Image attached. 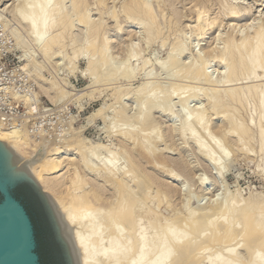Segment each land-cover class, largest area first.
<instances>
[{"label": "bare ground", "instance_id": "obj_1", "mask_svg": "<svg viewBox=\"0 0 264 264\" xmlns=\"http://www.w3.org/2000/svg\"><path fill=\"white\" fill-rule=\"evenodd\" d=\"M4 1L6 0H0V3H2L0 7L3 6ZM63 1L13 0L14 3L11 6L0 8V18L4 17L5 19L6 15L4 16L3 13L12 7L10 10L14 12V17L18 21L17 23L20 24L18 26L23 32L22 36L24 33L27 36L26 33H28L32 37V43L37 46L38 49H36L40 50L45 57L56 56L60 60L63 59L61 54L66 39L71 37V41L76 42V36H71L75 25L79 22L85 24L88 28L86 30L88 39L86 43L77 44L74 56H71L68 62L71 67L67 65L70 68L73 67L71 69L73 71H70L74 72L75 68L77 69V67L74 68L76 60L86 57L88 67L86 66L87 71L84 70V72H88L89 76L91 75L94 78L96 72H102L101 70H103L99 69V64H101V68L106 54L105 51H110L113 54H117L115 52L122 53L119 52L123 48L121 45L122 48L119 50L122 41H120L118 33H115L116 35L112 37L110 36V39L106 37V21L103 20V16L101 20L97 19V21L91 18L88 14L89 5L93 4L91 0H70L72 3L69 10L65 9ZM116 1L113 0V8L115 6L114 9L112 8L113 18L120 17L117 15L120 12L125 17L143 21L146 24L147 35L150 39L148 45L154 42L156 44V40L163 37L164 29L175 35L172 41L166 39L169 37L162 38V49L168 47V49L166 48L168 53L165 54L166 58L156 59L157 61L153 64L152 70L147 72L149 77L153 70L161 71L166 63L176 62L175 51H185L184 49H186V43L184 44V40L179 38L180 34H183V30L180 28L182 20L178 17L179 13L177 12L178 14L175 17L168 18L164 27L162 23L163 15L165 17L168 8L170 7L174 11V8L177 7H175V1L155 0L156 3H154L153 0V2L151 0H119L120 11L116 9ZM246 1L194 0L191 9L196 18H194V24L190 25L193 35L195 34L200 42L205 39L207 32L211 29L218 31L215 40L213 39L214 43L216 44V40L218 42L222 39L225 42L221 41L225 44L224 48L221 49L222 46L219 48V43L217 44L218 47L210 44L204 45L201 48L203 51H201L203 52V58L209 59L212 57L215 60L214 63L221 66V68L223 67L224 70L219 71V76L221 73L223 74L218 80L206 67L203 69L204 66L201 64L195 63L191 66H185L184 61V65L182 64L184 67L182 66L178 70L179 73H177L178 79L180 78L179 82L181 83V79L184 78L198 77L204 79L207 84L200 88L197 93L195 92L194 95V97L198 96V100L203 104L193 107L190 116L186 114L184 117H187L182 118L181 123L179 121L177 123V120L171 122L170 119V115L174 113L171 101L176 95L180 96L178 92L182 89L181 84L176 83L174 86L173 82V89L169 90L168 88L169 91H165L167 90L166 85L163 83L165 85L164 89L162 82H159V89L157 90L153 85L156 93L147 98L146 105L144 104L145 107H142L143 110L139 114L136 113V117L132 113V116H130L132 118L129 117V113L127 114L129 105L124 104V100L130 98L133 90L124 88L125 90L120 92L121 95L118 94V102L116 101V104L110 107L112 108L113 119L110 120V125L107 124L109 133H107L106 139L108 140L85 136L83 131L87 127L84 126L81 129H71L70 127L71 131L68 128L70 132L67 131L69 133L67 135L65 133L63 138L64 135L62 134L61 139H49L48 133L45 134L47 138L42 136L44 134V132L42 134V131L38 132V134L40 133L37 135L38 137L33 138L35 135L29 130L30 122L26 124L28 125L27 128L21 130L12 129L14 127L11 125V127H4L1 125L2 123L0 124V168H3L4 171L3 177H1L2 181L31 180L36 182L41 190L46 193L52 217L60 237L68 246L72 264H248L247 259L241 253H238L239 250L237 251L236 247L228 245V243L235 244L233 238L237 235H233L231 240H228V238L230 239L231 232L237 230V224H234L236 219L242 226L240 231L246 232L245 235L247 234L248 237H245L242 241H249L250 243L249 245L246 243L250 250L247 246L243 247L252 253L250 264H264V200L261 199L262 195L260 194V198L258 197L259 194L254 196L256 194L254 193L248 198H244L237 188L230 196L228 205L224 203L226 207L222 202L224 207L220 204L219 207L221 208L217 210L215 206L213 208V203H211L210 209H205V211L201 209V206L203 207L201 204L198 205V207L200 206L199 209L198 207H192V198H190L192 196L188 195L187 192L184 193L185 188L178 187L177 184L176 186L172 185L174 181H179L184 177L183 173L191 171L187 167L189 163H186L183 159L181 152L175 153L181 156L179 159L172 158V156L167 155L168 151L171 153L170 149L166 151L165 148L161 149L159 147L160 141H166L164 143L166 147L169 145L168 137V140L164 138L165 130L169 127L174 135H181L180 137L184 136V138L189 136V139L197 143L196 146L199 145L200 156L206 158V161H209L210 164L216 165V171L212 175L215 177L219 174L220 178L224 175L223 170L227 168V163H229L231 149L228 145L222 146V140H220L218 134L227 136L230 133L237 132L239 137L237 139L240 140L246 138L245 136L254 135L256 132L258 136L260 135L261 150L264 154V6L262 5L263 8L261 9H257V7L254 9V12L257 11L258 13L256 15L252 13L254 19L251 22H242L245 13H250L253 11V6L257 5H255L254 0V4L251 3L253 5ZM90 2L92 3L90 4ZM109 2V0H95L94 5H98V8L99 6L105 8L109 5ZM217 5H219V10L215 9V11L218 10L216 13L214 8ZM115 9L117 11H114ZM175 13L172 14L175 15ZM226 17L230 18V21L225 22ZM134 22L136 21L134 20ZM226 26L229 30L225 32L226 36L223 37L225 34L222 32L225 31ZM137 34L139 32L134 33L133 30L129 32L130 39L129 37L126 38L129 39L126 41V44H128H124L127 48L134 49L136 43L133 41V37ZM32 45H30L31 48L34 47ZM30 46L22 47L23 69L29 67L38 73L36 75H38L39 88L50 96L52 102L56 99L66 100L69 96L67 89L57 86L58 84L53 80L45 79L41 73V66L36 63L34 57V54H38V52H34L36 49L31 51ZM56 48L58 51L55 50ZM136 50L131 51H135L136 54L141 52ZM127 51L129 50L127 49L125 52ZM113 54L112 56H114ZM110 56H106L107 59ZM107 59L105 58L103 63H106ZM124 60L126 61V58ZM61 61L60 63H62ZM205 62L208 63L207 60ZM54 63L59 65V61ZM108 68L110 69V66ZM109 69L106 68V70ZM114 69H116V66ZM119 70L118 72L123 74L121 71H124V69ZM114 72L115 75H112V72H108V74L114 78L116 71L114 70ZM124 73L126 74V72ZM127 73L129 74V72ZM130 74L132 75L131 71ZM130 74L127 76L128 78ZM103 75H101V81L104 80L103 77L105 76ZM117 77L118 75L116 79ZM95 78V82L100 80L99 76H97V80ZM109 78L105 80L107 81ZM190 78L187 81H192ZM67 84L64 86H67ZM143 84V86L140 85L141 87L137 88L138 91L146 90L149 87L146 83ZM191 86L193 88L194 85ZM120 88H116L118 89L117 92L113 93L116 95L119 90H122ZM134 97L136 96L134 95ZM25 98V102L28 103L29 99ZM186 99L185 96L181 98L183 102ZM35 100H37V96ZM58 102L56 101L57 104ZM107 105L106 103L102 104L99 109H96L97 112L89 117L90 120L87 118L89 120L88 125L93 124L98 119L104 120L106 124L109 111ZM124 105L127 107L125 108ZM203 105L204 107H202ZM36 107V105L30 103L29 112L36 110ZM155 114L160 116L157 117L156 115L155 117ZM217 118L220 121L215 122ZM253 124L256 125L255 131L251 127ZM197 125H200V131L201 125H206L204 129L207 130V134L209 132V135L212 136L211 139L206 141L205 138H201L202 135L200 136V133H197L199 131ZM114 132L116 133L111 136ZM53 134L55 135V133ZM114 135L118 143L112 138ZM246 150L243 151L242 155H246L248 152ZM173 167L178 168L180 172H175ZM170 170L171 173H169ZM200 172L199 169H195V173L193 172L194 174L192 173L191 177L194 180L195 178L200 179V185L203 187L204 185L207 186V180L205 181V177L203 179V174ZM163 175L168 176L173 182L164 181L162 179ZM153 184L157 189L155 193L152 191L154 189ZM134 186H136V189L138 186L139 191ZM179 194H183L184 197L182 195V206L177 208L173 206V203L175 202L174 198ZM166 200L168 209H170L169 214H166L161 208L162 202L164 201L165 204ZM213 201L216 204V199H213ZM217 201L220 203L219 198ZM178 205L180 204L178 203ZM235 217L237 218L235 219ZM242 232H239V234ZM223 238L227 240V243H225L226 246L221 247L219 244L224 245ZM228 241H232V243Z\"/></svg>", "mask_w": 264, "mask_h": 264}, {"label": "rangeland", "instance_id": "obj_2", "mask_svg": "<svg viewBox=\"0 0 264 264\" xmlns=\"http://www.w3.org/2000/svg\"><path fill=\"white\" fill-rule=\"evenodd\" d=\"M91 1L93 2V4H91L92 2H90L91 5H89V11H88L89 13L88 14H90L92 19H96V21H97V19L101 20V18L103 16L104 17L103 20L106 21L105 22L106 23V27H105L106 37L110 39V36L112 37V36H114V35H116L118 33L119 39L123 43L122 44L120 42L119 50L122 47L124 48V50H123V48L121 49L123 51H121V50L119 51V52H122L120 54L118 52H115L117 54H113L110 51H107V52L105 51V53H106L105 54V58L107 59L106 56H110V55H111L110 56L111 58L108 57L109 60L107 59L106 63H103L105 61V58L103 59L104 60L103 62L101 61L102 64H103L102 65L103 67L101 66V68H100L101 64H99V69H103V70H101L102 72L98 71L95 74L96 78H97V76H99L100 80H97L98 78L96 79L95 76H94V78L98 82H95L94 78H92L91 75L89 76L88 72L86 73V71H87L86 66L88 67V65H87L88 64V62H87L88 59H86V57H82V58L76 60V62H75L76 65L75 66H74V64H72V66H74V68L77 67V69L75 68L74 72H71V71H73V70H71L73 67L70 68L71 65L68 64L71 56H74V51L76 49L77 44L78 43L79 44L86 43V41L88 39L87 38L88 34H87V31H86V30H88V28H87V26L85 24L79 22L73 28V30L71 32V36L72 35L76 36V42L75 43L72 42L71 41V37H68L66 39V41H65L66 44L64 45L63 53L61 54V56L63 57V59H61L62 60L61 61L60 58H56L55 55H54L55 57H49V58L47 56L45 57V55L40 50L39 51L37 50L38 49L37 46L34 45V43H32V37L30 35H28V33H26V35L28 37L25 36V33L22 36L23 32H21V28L19 27L20 24L17 23L18 21L14 17V14H13L14 12L10 10V8H12V7H10L8 11H5L3 13L4 16L6 15L5 16L6 20L4 19V17L0 18V59H2V62L4 64H6L7 68L10 70V74H13V75H15L18 78L17 83L15 85L16 90L18 91L19 94L30 95V98H34L35 99L36 96H37V101L40 104V110L43 111L44 115H47L49 112H51V114L46 116L43 119L42 123H41L42 127H40V128L42 129L41 130L42 134L44 132L43 135L41 134L42 136H46L47 133H48L47 136H50V137H48L49 139H56V138L57 139L58 138L61 139L62 134L64 135V136H62V138H63V137H65V133L67 135L71 131L72 128L81 129V127L84 126V127H87V128H85L86 130L84 129V131H83L85 136L93 138V139L100 138V139L105 140L107 138L106 136L108 135L107 133H109L107 124L110 125V120L113 119L112 108H110V107H112L113 104L114 105L116 104L117 98L119 97V95H121L120 92H122L126 88H131L133 90L132 91L133 93H131L130 98L126 99V101L124 100V104H126L127 106L129 105L128 107L126 105H124L125 108L127 107L129 109V111L126 109V111H128L127 114L129 113L128 114L129 117L132 116V114L136 117V113L139 114L143 110L142 107H145L147 98H150L154 93H156V92H154V88H153L154 86L153 85H155V87L158 90L159 89V84L161 82H162V84L164 83L166 85V89L167 90H165V91H169V90H171V88L173 89V86H172L173 82H174V86H175L176 83L181 84V88L182 89L178 92L180 94V96L176 95L173 98V100L171 101L173 103L171 105L174 107V111H173L174 113L172 112L174 115L173 114L170 115L171 116V118H170L171 122H172V120H173V122H175L177 120L176 121L177 123H178V121H179V123H181L183 121V119L187 117V116L184 117L186 114L188 116H190V114H191L190 111L192 109H194L193 107H197L198 105L203 104L200 100H198V96L194 97V95H195V92L197 93L200 90V88H202L203 86H205L207 84L206 81L204 79H199L198 77H194V78H190L189 77L190 79H192V81L191 80L187 81L189 78H184V79H181L182 81L180 83L179 82L180 78L178 79V77H177V73H179L178 70H180L182 68V66L184 65L183 64L184 61H185V66L186 65L187 66H191V65H193L195 63H197V64L199 63L202 66H204L203 69L206 67L208 71L210 70V72H212L211 73L212 75L214 74L213 75L214 78L219 80L220 77H221V74H223V73H221L220 76H219V71L221 72V70H224L223 67L221 68V66L217 65L216 63H214L215 60H213L212 57H210L211 59L210 58L206 59V57L203 58V55H202L203 54V52H202L203 50L201 48L204 45L207 46V45H210V44L211 45L214 44L213 46H216L219 43L218 44V45H220L219 48L222 46L221 47V49H222L225 46V44H224L225 42H224V40L221 39V41L224 42V43H221L220 40H219L220 42L219 41L217 42V40H216V44L214 43L215 36L218 33V31L216 29H211L210 31H208L206 36H205V39L201 40L200 42L198 40V37H196L195 34L193 35V31L191 30V26L190 25L194 24V20H195L194 18H196L195 13L191 9L193 7L194 0H177V1L174 0L175 4H176L175 7L176 6L177 7L174 8V11L169 7L168 10L165 13V17L163 15L162 23H163V27H164V24L166 23V21L168 20L169 17L170 18H171V16L175 17L179 13L178 17H180V19L182 20V22L180 24V26H181L180 28H182L183 34H187V35H184V36H183V34H180L179 38H181V40H184V42H183L184 44L186 43L185 44L186 45V49H184L185 51H175L176 52L175 60H177V61L176 62L174 61L175 63L174 62L173 63L172 62L166 63L165 67L161 71L153 70L152 71L153 73L150 75V77H149L147 72L152 70L153 64L156 63V61H157L156 59H161L163 57L166 58L165 54L168 53L167 50H166V48L168 49V47L162 49V46H161L162 38L165 39L166 37H169V38H166V39L172 41L175 38V35L172 32H169L166 29H164L163 37L159 38L158 40H156L157 41L156 44L154 42V43L148 45L149 42H150V39H149V37L147 35L146 24L143 21L136 20L134 18L131 19V17H127V16L125 17V15L123 13H120V12L117 13V15L120 16V17H117L118 19L115 18V17L113 18L112 10L115 8V6L113 8V4H114L113 0H109L110 2L108 3L109 5L105 7L106 9L104 7H102V6H99V8H101L102 11H101V9H99L97 7L98 5H96V4L94 5L95 0H91ZM118 1L119 0L116 1V3H117L116 9L118 11H120V3ZM153 1H154V3H156L157 0L156 1L153 0ZM246 2L251 4V3H253V0H247ZM6 3H7V5H6ZM13 3H14L13 0H6V1H4L3 6H1L0 8H4V6L8 7V5L11 6ZM63 3H65L64 7H65L66 10H69L71 8V3L72 2L70 0H64ZM254 3H255V5L256 4L257 5L253 6V8H252L253 11H251L250 13H248V12L245 13L246 15L243 17L244 20L242 22H244V21L251 22L254 19V17L252 16V13H255V15L258 13L257 11L254 12V9L256 7H257V9H261V8H263L262 5L264 6V0H262V1L254 0ZM0 4H2V3H0ZM253 4H251V5H253ZM217 7L215 6V8H214V12H216V13L219 10V5H217ZM97 9H99V11H97ZM108 9H109V11H108ZM110 9H111V11H110ZM116 9L114 11H117ZM215 9H218V10L215 11ZM98 12H101V13L98 14ZM173 12H176L175 15L172 14ZM100 14H101V16H99ZM133 19L136 22H134ZM229 19L230 18L226 17L225 22L226 21L227 22L230 21ZM115 23H117L118 25H116ZM18 24H19V26H18ZM119 24L121 25V27H120ZM2 28L4 29V31H2ZM222 29H223V27H222ZM131 30H133L134 33L139 32V34H137V36H134L135 38L133 37V41L136 43V44H134V49L133 48L129 49V48H127L125 46V45L128 44V43L126 44V41H128L130 39L129 32ZM228 30H229V28L227 27V28H225V31L222 32L223 34H225V35H223V37L226 36L225 32H227ZM112 32H114V33H112ZM170 33H172V34L170 35ZM25 37H26V39H25ZM128 37H129V39H126ZM30 43L33 44L32 45V47L34 46L33 48H31V46H30L31 44ZM21 45H23L24 47L26 45L28 47V45H29L30 46L29 47L30 50L32 49L31 51H33L34 49L37 48L36 50H34V52L36 51V52H38V54L37 53L34 54L35 55L34 57H35V60L37 61L36 63H39L40 66H41L42 75L45 77V79H49V80L55 81V83L58 84L57 86L62 87V88L64 87L65 90L67 89V91L69 93L68 94L69 96H68V98H66V100H61V99L57 100L56 99L57 102L60 100L58 102V104H57L56 101H54L55 99L53 100L54 102H52L51 101L52 99L49 98L50 96H48L47 94H45L44 92H42L40 90L39 83H38L39 81L37 80V78H38L37 76L38 75H36L38 73L35 70H32L29 67L28 68H29V70L31 69V71H29L27 67L25 69H23L24 68L23 57H22V53H23L22 52V49H23L22 47L23 46H21ZM121 45H122V47H121ZM189 45H190V47H189ZM218 45H217V47H218ZM72 46H74V47H72ZM148 46H150V47H148ZM127 49L130 51V53H133V54H130L129 51L125 52ZM136 49L139 52L140 51L141 52L137 53V54H136L135 51L132 52L133 50H136ZM55 50L58 51L57 48ZM112 54L114 56H112ZM122 54H124V55H122ZM134 54H135V56H134ZM137 55H139V56H137ZM125 58H126V61L124 60ZM204 59H205V61L207 60L208 63L205 62ZM58 61H59V65H57V64L55 65L54 62L57 63ZM60 61L62 63H60ZM107 62H108V64H107ZM67 64L70 65V67ZM214 65H217V66H214ZM109 66H110V69L108 68ZM115 66H116V69H118V70H119V68H120V70L124 69V71H121V73H123V74H120L118 72V70L114 69ZM105 67L107 69H109V70H106ZM209 67H211V68H209ZM20 68H22L23 70L20 71ZM133 68H135V69H133ZM111 69H112V71H111ZM216 69L217 70L220 69V70L217 71ZM84 70H86V71L84 72ZM105 70L107 71V73H105L106 72ZM114 70L116 71V76L118 75L117 79H116V76H114L115 79L112 78V75H115ZM129 70L131 71L133 76L130 74ZM33 71H35V72H33ZM168 71H169V73H168ZM214 71H216V72H214ZM108 72L111 73L112 75L110 76V74H108ZM124 72H126V74ZM127 72H129V74L131 76V79H130V76H129V78L127 77L129 75ZM26 73H28V75L31 76L29 78L26 77V79L28 78V79L32 80V82L31 81L30 82L26 81V79H24L25 82H21L19 80V78L25 76ZM217 73H218V75H217ZM101 75L106 77V78L103 77V79H104L103 81H101V78H102ZM107 75L109 77H111L112 79L109 78ZM122 75H125V76H122ZM91 78H92V81H91ZM107 78H109V80H107L108 83L105 80ZM132 78H134V79H132ZM63 79H65V80L67 79L68 82H67V80H66V82L68 84L66 82H64L65 80L63 81ZM175 81H177V82H175ZM63 83H65V84H63ZM143 83H146L147 85H149V87L146 90L138 91L137 88H139V86L142 85ZM66 84H67V86H64ZM164 84H163V87L165 86ZM189 84L190 85H194L193 88H192V86L190 87ZM118 85H119V87H121L120 89H122V90H119V92L116 94L117 95L116 96L114 93L117 92L118 89H116V88H119ZM182 85H184V86H182ZM108 86H109V88H108ZM150 86L152 87V89H151ZM188 87L190 88V91H189ZM168 88H169V90H168ZM164 89H165V87H164ZM79 91L84 93V95H82V93L79 92ZM78 92L80 93V95H78L79 94ZM134 95L136 97H134ZM188 95H190V96H188ZM184 96L187 99H186V101L183 102V100H181V98L184 97ZM179 97H180V100H179ZM135 98H137V100H135ZM139 98H140V100H139ZM194 98H195V100H194ZM196 98H197V100H196ZM23 100H24V98H23ZM118 100H119V98H118ZM24 102H25V100H24ZM104 103L108 104L107 106L109 108L108 109L109 110L108 111V115H107L108 121H106V124H105L104 120L102 121V119H100V120L98 119L96 122H94L95 124L93 123V124L88 125L89 120H90L89 117H92L93 114H95L97 112L96 109L97 108L99 109V107L102 104H104ZM25 104H26L27 112H28V114H30V112H29V104L30 103H26L25 102ZM80 105L83 106V107H81ZM80 107H81V109H80ZM202 107H204V105ZM36 108H37L36 110H38L39 107H36ZM34 111L35 110H32L31 113L34 112ZM159 114H161V113H159ZM156 115L157 114H155V117H156ZM158 116H160V115H157V117ZM87 118H89V120ZM130 118H132V117H130ZM25 119H28V117H26ZM218 121H220L219 118H217V120H215V122H218ZM13 122H11V124H14ZM28 122H30V118H29ZM11 124H8V126H10ZM26 124H27V122H26ZM30 124H31V122H30ZM30 124H29V126H30ZM199 126L200 125H197L198 130L200 129ZM70 127H71V129H70ZM201 127H202L201 131L199 130L198 132L197 131L196 132L198 134L200 133L199 135L200 136L202 135L201 138H205L206 141H207V139L208 140L211 139L212 136L209 135V132L207 134V130L205 131V129H204L206 127V125H204V126L201 125ZM251 127L253 128V131L256 130V125L253 124V125H251ZM68 128L70 129V131H69ZM38 131L41 132L40 130H38ZM67 131H69V132H67ZM35 132H36V130H35ZM35 132H33L34 133L33 135H35V136H33V138L38 137L37 135L40 134V133L38 134V132H36L37 133L36 134ZM165 132L166 133H165L164 138L166 140L169 139L168 140L169 143L168 142L167 143L170 146L168 144H167L168 145L167 147H169V148L164 146L165 145L164 143L166 142L164 140L165 142H161V141H160V143L158 142L160 144V145L158 144L159 147L161 149L165 148L166 151H168V149H170L171 153L168 151L167 155L170 156V157L172 156V158H178L179 159L182 156L183 159H185L186 163H189V164H187V167L191 171H193L195 173V169H199V172L201 171L202 174H203V179L205 177V181L207 180L206 181L207 186L204 185V187H203L202 185H200L201 184L200 181H199L200 179H198V180H197V178H195V180L192 179L191 175H193L194 173L191 172L190 170L189 171L191 173L190 172L183 173L184 177L182 179L184 181L181 179L179 181H174L173 182L172 180H170V178L168 176H166V175L162 176V179L164 181H168L169 180L170 182H173L172 185L176 186V184H177L178 187H183V189L185 188L184 189V193L187 192L188 195L192 196V197H190V198H192V200H191V206L192 207H198V205L201 204V205H203V207L201 206V209L205 211V209L206 210L210 209V207L212 206L211 203H213L214 204L213 208L216 207V210L220 209L221 208V207H219L220 204L226 203V205H228V200H229L230 196L232 195V193H234L237 190V188L240 190V194H242L241 196H243L244 198H248L250 195L256 193V194H254V196L255 195L258 196V194H259L258 197H260L262 195L261 196L262 198L261 197L260 198L264 200V197H263L264 196V166H263L264 165V162H263L264 161L263 160L264 154L262 153V150H261V138H260V135L258 136V134L256 132H255L254 135H251V136L248 135V137L245 136L246 138H243V139H240V140L237 139V137H238L237 136V132L230 133L227 136H224L223 134H221V135L218 134V137L221 138V139L220 138L219 139L222 140V142H221L222 146L223 145H228V146H230V149H231L230 150V154L231 155H230L229 160H228L229 163H227V166H226L227 168H225L223 170L224 175L221 176V178H220L219 174L215 175V177L212 175V173L214 171H216V169H215L216 165L215 164H210L209 161H206V158H204L203 156H200V153H199L200 151H198L199 150L198 149L199 145L196 146L195 144H197V143L193 142L192 139H189L188 138L189 136L184 138V136L180 137L181 135H176V134L174 135V132H172L170 127L167 128V130H165ZM53 133H55V135ZM115 133L116 132H114L112 134L110 133V134L112 136ZM235 133H236V135H235ZM47 136H46V138H47ZM57 136H60V137H57ZM167 137H168V139H167ZM112 138L115 139L116 143H118V140L116 139L115 135ZM170 138H172V139H170ZM236 139L238 141H240L239 144H238V141ZM106 140H108V139H106ZM242 140H244V142H242ZM246 140H248V141H246ZM245 145H246V147H245ZM243 148H244V150L247 149L246 151H248L250 154L247 152L248 154L246 153V155H242L243 151H244ZM178 152H181L180 153L181 156L180 155L178 156V154L177 155L175 154V153H178ZM261 158H262V160H261ZM192 165H194V166H192ZM190 166H192V168H190ZM173 169H174L175 172H180V170L178 168L173 167ZM171 172L172 171L170 170L169 173H171ZM189 178H191V179H189ZM21 184H23V183H21ZM21 184H17L16 187H14V189H13L14 193L16 191V192L20 193L21 195H24L23 197H25V200L27 201V203L32 206V211L35 214V217L37 218V221H38L37 224H38L39 228L41 229L42 239L44 241H49V243H50V244H48L49 246H46V248L48 247L47 249H49L50 245H51V247L53 246L54 249H55V252H54V255H53L55 257V259H54V261L56 262L55 264H67L65 256H64V252H63V249H62V246H61V244L59 243V241L57 239V236H56V233H55V230H54V225L52 223V220L50 218V215H49V212L47 210V207H46V204H45L44 200L39 196L37 191L31 186L30 187L32 188V190L35 193L37 198L34 195H32L29 191H27V190L24 193L22 191V189L18 188L19 185H21ZM153 187H154V189L152 191H153V193H155V191L157 189L155 188L154 184H153ZM134 188L136 189V186H134ZM136 190H138V186H137ZM188 191H190V192H188ZM182 195L183 194L176 195V197L174 198L175 202L173 203L174 207H177V208L179 207L180 208L182 206V202L183 201H181V200H183V197H184V195H183V197H182ZM212 196H214V197L212 198ZM186 197H187V195H186ZM218 198H219L220 203L217 201ZM37 199L40 202V204L37 202ZM213 199H216V204L214 203ZM156 201H157V199H156ZM163 202H162V204H164ZM178 203L180 205H178ZM218 203H219V205H218ZM162 204H161L162 210L166 214H169L170 213V209H168L167 200L165 201L164 205H162ZM223 204H222V206L224 207L225 204L224 205ZM206 205H208V206H206ZM217 205H218V207H217ZM226 205H225V207H226ZM205 206H206V208H204ZM199 208H200V206L198 207V209ZM45 218H46V220H45ZM236 218L237 217H235V219ZM236 221L234 222V224L235 223L237 224L236 225L237 226L236 227L237 230L239 229L238 231L242 232V231H240L242 229L240 227H242V226L239 224L237 219H236ZM48 227L50 228V231H49ZM237 230H235V232H231L232 234L229 233V234H231L229 236L230 239L228 237H226V238H228V240H231V237L233 235H235V236L237 235V237L233 238V240H235V241H233L235 244H233L232 241H228V242L232 243V244L228 243V245H233V247H236L237 251L239 250L238 253H241V255H243L247 259L246 260L244 258L246 260V262H248V264H250L252 262L251 259H250L252 253L249 252L248 249H247V248H249V246H247V245H249L250 243H249V241H247V242L244 241L245 243L242 241V240L245 239V237H247V234L245 235L246 232L243 231L242 232L243 234L241 233L242 234L241 235V234H239V232ZM236 231H237L238 234L236 233ZM240 236H241V238L242 237H244V238L241 239ZM239 239H241V240H239ZM222 241H224L223 242L224 245H222L221 243L219 245L221 247L222 246H226L225 243H227V240L224 239ZM238 242H239V244H238ZM55 243H57V245L59 246L60 249L56 248ZM243 243H244V245H243ZM246 243H247V245H246ZM244 246H247V248H243ZM249 250H250V248H249ZM242 264H245V263H242Z\"/></svg>", "mask_w": 264, "mask_h": 264}, {"label": "water", "instance_id": "obj_3", "mask_svg": "<svg viewBox=\"0 0 264 264\" xmlns=\"http://www.w3.org/2000/svg\"><path fill=\"white\" fill-rule=\"evenodd\" d=\"M3 174V168H0V264H41L34 223L25 205L13 191L14 187L21 183L33 187L44 200L66 262L72 264L68 246L60 237L52 217L46 193L31 180L17 179L13 182H3L1 179Z\"/></svg>", "mask_w": 264, "mask_h": 264}, {"label": "built area", "instance_id": "obj_4", "mask_svg": "<svg viewBox=\"0 0 264 264\" xmlns=\"http://www.w3.org/2000/svg\"><path fill=\"white\" fill-rule=\"evenodd\" d=\"M2 31H4L3 28ZM22 70L23 69L20 68V71ZM26 77L29 78L31 76L26 73L25 76L19 78V80L25 82L24 79H26ZM28 78L26 81L32 82V80ZM17 80L18 78L10 74V70L7 68L6 64L2 62V59H0V124L2 123L1 125L8 127V124L14 121L15 125L11 124V126L14 127L12 129L21 130L28 127L26 122L28 123V119L30 118V132L33 133L35 130L39 132L38 130H42L40 127H42L41 123L43 119L50 115L51 112L44 115L43 111L40 110V104L37 100L30 98V95L19 94L15 88ZM24 97L29 99L28 103L37 105V107H39L38 110L28 114L26 104L23 100ZM26 117H28V119H25Z\"/></svg>", "mask_w": 264, "mask_h": 264}, {"label": "trees", "instance_id": "obj_5", "mask_svg": "<svg viewBox=\"0 0 264 264\" xmlns=\"http://www.w3.org/2000/svg\"><path fill=\"white\" fill-rule=\"evenodd\" d=\"M18 188L22 189V191L24 193L27 190L32 195H34L36 197L35 193L33 192L32 188L29 185H27V184H21V185H19ZM15 195L25 205V207H26L28 213L30 214V216L32 218V221L34 223L35 230H36L37 242H38V249H37V251H38V253L40 255L41 264H55L56 263L54 261L55 257L53 256L54 255V252H55V249H54L53 246L51 247V245H50V248L49 249H47L48 247L46 248V246H49L48 244H50V243H49V241H44L42 239L41 229L39 228V226L37 224L38 221H37V218L35 217V214L32 211V206L27 203V201L25 200V197H23L24 195H21L20 193H18L16 191H15ZM37 202L40 204V202L38 201V199H37ZM45 220H46V218H45ZM49 231H50V228H49ZM55 245H56V248H59V246L57 245V243H55Z\"/></svg>", "mask_w": 264, "mask_h": 264}]
</instances>
